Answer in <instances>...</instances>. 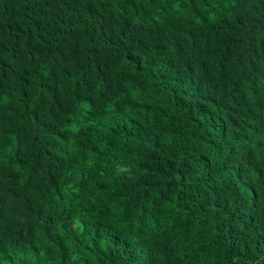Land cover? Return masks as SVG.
Returning <instances> with one entry per match:
<instances>
[{"label": "trees", "instance_id": "trees-1", "mask_svg": "<svg viewBox=\"0 0 264 264\" xmlns=\"http://www.w3.org/2000/svg\"><path fill=\"white\" fill-rule=\"evenodd\" d=\"M0 264H264V0H0Z\"/></svg>", "mask_w": 264, "mask_h": 264}]
</instances>
